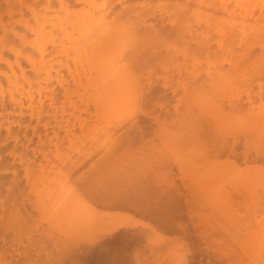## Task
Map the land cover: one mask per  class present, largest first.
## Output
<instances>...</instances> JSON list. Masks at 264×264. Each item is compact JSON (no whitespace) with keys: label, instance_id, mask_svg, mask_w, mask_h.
<instances>
[{"label":"bare ground","instance_id":"bare-ground-1","mask_svg":"<svg viewBox=\"0 0 264 264\" xmlns=\"http://www.w3.org/2000/svg\"><path fill=\"white\" fill-rule=\"evenodd\" d=\"M2 1L0 2V4L2 3L0 6L1 153L4 148L10 146V142H13L16 137L18 138L16 140H19L17 141L18 144L14 146L16 141L14 140L11 144L14 151L10 149V152H16L15 154H18L25 162V166L26 163L30 166L43 164L45 166H81L87 160L90 159L91 161L98 154L97 152L101 153L98 154L97 159L95 157V162L93 161L90 166H134V163L139 161H136V158L142 160V164L139 162L137 166H146L147 163V166H150L151 161L152 163L158 162L163 166L162 164H165L167 158V163H171L172 161H169L171 159L176 166L199 170L201 178L199 179L203 188L200 191H204L202 192L204 193L202 201L204 200L203 202L206 204H211V201L216 203V205H211L215 208L217 206L218 214L216 210L214 212L212 206L210 213H208L211 214L210 216L216 214L215 217L213 216L215 220L228 219L224 214L228 213L229 205L232 209V203L234 202L236 205V200L238 205L244 204L238 199H245L243 201L249 199V209H245L247 204L246 207L244 204L243 210L245 209L247 212L245 214L243 211V215H248L250 209L252 212L249 211V215H255L256 210L251 207L253 204L254 206L258 204V207L255 206L254 208H260V211L263 209L259 213L263 212L264 214V163H261L264 162V0H10V3L7 2L8 0ZM4 2L9 5L3 6L5 5ZM162 74L163 77L164 75H166L165 78L167 77V79L164 78V83L163 79L160 78ZM165 83H167L165 88L172 91L168 95L163 91L160 92L163 94L161 96L166 99L164 102L159 95L160 100L167 104L166 107L162 101V105L159 103L160 100L156 95L161 89L160 86L165 89L163 86ZM157 87L160 89L158 90ZM152 90L158 91L154 93ZM170 101H174L176 106L174 107L173 102ZM157 103L160 107L164 105V108L162 107L163 114L161 113L162 120H159V114L154 111ZM139 114L142 115L139 119H148L147 122L151 121L154 126L157 125L156 127L159 129V132L155 131V133H159L157 140L153 134L155 139L150 140L153 144L155 140L157 145L150 149L149 141V148L146 142V148L143 145L144 147L142 146L143 148L140 149L139 146L142 144L139 142L145 143L144 140L146 139H144L143 142L141 140L138 142V148L136 147L138 150L132 145L129 151L127 150L130 147L129 143L127 144V136L129 135L126 136L125 134L131 130L130 127L133 129L136 122H139L137 120ZM165 118L167 121L163 124L162 121H165ZM168 125L171 129L168 128ZM123 127L128 129H126L125 134L124 130H122L123 133H119ZM155 130L157 129L155 128ZM135 134L137 133L135 132ZM206 137H209L208 140L211 141L208 142L209 145L206 144L208 141H206ZM129 139L131 138L129 137ZM240 140H242V147H244L241 158L244 169H241L232 159L231 162L226 159L225 163H222L225 161L224 159L221 162V158H224L222 155L225 153L230 158L237 154H234L235 147L238 146ZM7 141L8 144L10 143L9 146ZM130 141L128 140V142ZM133 148L136 150H134L135 153L132 152ZM142 149L145 152H142ZM221 151L224 154L220 155V162H218V154L222 153ZM6 152L9 151L6 150ZM145 153L149 156H146ZM9 154L11 155V153ZM10 155L7 154L5 157L1 154L0 157L11 160ZM12 157L16 158L17 156L12 155ZM50 157H53L54 160L51 161ZM19 158L17 159L19 160ZM2 159L0 158V162ZM7 160L6 163L9 161ZM15 162L17 161L15 160ZM259 162L260 166H255ZM6 163L5 166L7 165L8 168L14 164L12 162L8 166ZM19 163L21 166L20 160ZM152 163L151 165L154 164ZM167 163L165 165L170 164ZM158 164L156 165L158 166ZM4 168L3 166V170L6 172L9 171ZM64 179L65 181L61 179L63 182L60 179L57 180V182L60 180L62 183V185L57 183L58 187L61 186L60 189L57 187V190L59 189L57 193H54L56 186L53 187L55 190L51 189V185H55L56 181L50 185V189L48 188L49 182L43 183H47L48 187L44 185V188L47 187L50 192L46 189L47 193L44 194L41 191V188L44 190L43 187L40 188L41 192L37 190L42 195L46 196L47 194V197L43 195L45 199L43 196L41 198L45 202L47 199L49 200L46 204L49 208H53L54 201L62 199L59 200L60 196L58 195L61 194L63 197L64 191L67 192L66 183L68 181L66 178ZM52 180L54 181V178ZM63 183L66 184L64 186L66 188L62 194ZM40 184L42 186V183H39L38 187L36 186L38 189ZM201 186L198 187L201 188ZM72 192L77 193L75 190ZM72 192H67L68 196L73 195ZM28 193L25 195L30 196ZM230 194L236 195L238 198L236 197L235 200L233 196L231 199ZM27 196L25 198H28ZM68 196H64L68 203H80L81 201L76 199L73 201L72 198H76L78 195H73L72 200L69 198L71 196ZM34 197L31 196L30 199L33 200ZM35 198L34 202L37 201V203L42 200L40 197ZM32 200L31 202H33ZM24 201L25 199L21 202L24 203ZM66 201L63 202L62 200L63 203L59 202L61 204L56 201L64 212L62 209L59 210L60 207L57 209L55 207L56 213L52 210L54 215H50L53 217L51 223L49 222L50 226L46 224L48 219L45 220L46 223L42 222L45 224L41 226L43 227L42 230L45 228V233L43 232L45 236L49 234L53 239L58 237L60 232H56L61 227L53 223L55 220L57 223L62 218L65 220L64 218L67 216L70 218L69 214L71 216L69 220L73 219L75 224L83 219L81 216L84 213L86 218L92 217L93 211L91 209V213L88 211L89 209H85V211L84 208L82 212L80 211L82 206L76 203L77 207L81 208L76 210L77 207L75 206L76 209L74 210L78 212H74L71 210L73 203L72 208H70V204ZM228 201L230 203L226 204ZM41 203L37 204L39 205L37 207L36 204L32 205L33 203H31L33 206L31 209L34 207L38 209L41 205L43 206ZM65 203L69 208L66 207ZM2 204L7 207V204ZM62 204L65 207H62ZM102 205H112L115 208L118 206L108 202H103ZM11 206L8 205L6 208L9 217L4 213L5 208L2 213L0 211V214L4 215H0L2 221L6 217V221H9L6 223L0 221V229L6 227V230L2 229L4 233L2 231L1 234L0 230V234L7 236L16 231V236L10 237L15 238L21 234L20 238L18 237L21 239L23 238L22 234L28 232L25 230L32 228L25 229V227L30 226L27 223L30 220L27 221L29 217L24 214V209V212L21 213L20 209L17 210L15 206L13 208ZM22 207L25 208L23 204ZM237 207L235 206L238 212L241 211L240 206ZM41 208L39 209L41 210ZM49 208L41 210L40 215L44 211L42 218L45 219V214L51 211H48ZM68 209L70 212L67 211ZM234 209L233 211H235ZM57 210L60 214L58 220L55 218L57 217L55 214L58 215ZM9 211L10 213L13 212L15 216L12 214L10 216ZM87 211L91 214L90 216L89 213H87L88 216L86 215ZM233 211L228 213L230 218L234 217V214H231L235 213ZM19 212L22 218L19 216ZM211 212L215 214L212 215ZM221 213L222 215H220ZM65 214L67 215L65 216ZM75 216L76 219H74ZM217 216L223 218H217ZM86 218L78 226L76 224V227L70 223L73 220L69 222L66 219V223L62 221L65 223V225L62 223L66 227L65 229H70L69 234L66 230L68 236L70 233L76 236L80 229L78 227L87 228L86 231H82L84 236L80 237L81 243L76 240L77 237L71 235L69 236L71 239L65 236L68 239L64 241L65 230H60L63 235L60 233L59 237L62 235L63 238L58 237V239L61 241L53 240L51 237L48 239V236L45 237L44 234H40V236L37 234L38 239L39 237L40 239L47 238L44 243L43 240H40L42 243H39L43 246L48 240L51 242L53 240L54 243L60 241L59 244L69 245L70 243L73 248L75 242L72 238H75L77 242L74 245L78 247L80 244H95L121 229L140 227L151 230L147 224L135 221L128 216L121 218L119 216L116 219L111 218V215V219H107L105 216L103 222L100 220L101 218L93 216L97 222L100 221L94 226L96 221L94 222L91 218L94 223L88 222L89 228L87 225L83 227L85 221L87 222ZM19 219L26 220L27 224L23 221L19 224ZM30 219L32 221L34 218ZM51 219L49 218V221ZM12 220H15L19 227L13 226L14 221ZM41 221L42 219L40 223ZM68 222L69 228L66 226ZM58 223L60 225V222ZM91 226L94 227L91 228ZM14 227L17 229L23 227L25 233H22V229H20V233L19 229L15 230ZM50 227H55L56 232L53 228L49 232ZM74 227L78 230L73 231ZM32 232L29 231L28 234ZM51 232H55L56 236ZM81 234L79 233L78 237ZM30 236L29 238L37 239L34 235ZM4 237H2L3 239L0 237L2 239L0 246ZM29 238L25 242L30 243ZM11 239L9 240L11 241ZM38 239L36 241H39ZM62 239L67 243H62ZM12 242H9V244L11 243L8 246L10 249L17 243L16 241V243ZM28 243H26L27 245L24 244L23 247L21 246L23 257L28 258L25 260V264L29 257L35 254L37 247L32 246V244L38 245V242L35 244L31 241V247H29L30 244ZM54 243H49L48 246L50 247ZM70 246L68 247L69 251L72 249H69ZM255 246L264 248V235L262 238H255L248 247L253 251ZM27 247L28 249L34 247L35 250L33 248L32 250L29 249L30 251L26 250ZM248 247L246 248L248 249ZM3 249L2 247L1 250ZM46 249L49 251L47 245ZM75 249L77 248L75 247ZM7 250L9 252V249ZM243 250L246 251V249ZM249 250L246 252H251ZM3 251L0 257L3 255L8 259L10 254L6 256L7 251L5 250V253ZM19 251V254H22L20 248ZM28 252L29 254H27ZM46 253L44 254L47 256L52 254L51 257L54 258L58 254L56 259L62 257L61 260L65 259L66 256L64 254L62 256V252H57L56 255L50 252ZM33 256L36 258L35 261H39L40 256L36 257L38 253ZM47 256H43L44 259L41 257L43 261L40 258V264H45L44 262L50 264L51 261V263L56 261L58 263L60 261L54 258V260L51 258L50 261ZM3 257V260L0 258V261H4L5 258ZM67 257L69 258V254ZM13 258H15L14 255L12 261ZM15 259L14 264L20 262V259L17 261ZM22 259L21 262L24 261ZM6 262L9 264L11 261ZM32 262L30 260V264H33ZM60 263L62 262L60 261Z\"/></svg>","mask_w":264,"mask_h":264},{"label":"rangeland","instance_id":"rangeland-1","mask_svg":"<svg viewBox=\"0 0 264 264\" xmlns=\"http://www.w3.org/2000/svg\"><path fill=\"white\" fill-rule=\"evenodd\" d=\"M9 1L10 0H8L7 2H9ZM5 3L6 2H4V4ZM1 4H0V6H1ZM6 5L8 6L9 4L7 3L3 6H6ZM163 74H162V76L160 75V78L163 79L162 81L164 83V81H165L164 78L166 75H164V77H163ZM165 79H167V77ZM165 84H163L164 88L167 86V83H165ZM160 87H161V89L163 88L162 86H160ZM154 88L156 89V87H154ZM154 88H153V90H154ZM157 89L159 90L160 88L157 87ZM161 89L156 94L158 96L159 100H160L159 95L163 96V94H161L160 92L163 91V93H165L167 95L169 92H172V91H169L168 88H165L162 90ZM167 89H168V91H167ZM158 90H156V91H158ZM156 91H153V92L155 93ZM170 94H172V93H170ZM162 96H161L162 100L163 101L166 100ZM169 97H170V95H169ZM171 99H172V97H171ZM162 100L159 101L160 104H161ZM163 101H162V104H165L164 103L165 101L164 102ZM174 101H170V102H173L172 105H174ZM166 105L167 104H165V107H166ZM172 105H170V106H172ZM163 106L160 107L157 103V107L154 110L155 112H157L159 114V118H160L159 120H162L161 118H162V114H163V112H162ZM175 106H176V104L174 105V107ZM140 117H142V115L140 116V114H139V117L137 118V120L139 122H136V125L134 127L135 130H133L134 128L132 129L130 127L129 129H131V130H129L128 131L129 133H128V132H126L127 128L125 127V129H124V127H123V129H121L120 132L118 131L119 133H121V132L123 133L122 130H124V134L126 132L127 134H125V135L126 136L129 135V136H127L128 137L127 144L129 143L128 145L130 146V147L128 146L129 148L127 150H129V151L131 150L130 148L132 147V145L134 146V148H136V147L138 148L139 143L142 144L139 146L140 149L144 147L143 145H145V148H146V142H147V144H148L147 146L149 148L150 146H149L148 142L150 140L155 139V137H156L155 140H157V137L159 134V133L158 134L155 133V131L159 132V129L156 127L157 125L154 126L152 124L153 122L151 123V121L147 122L148 119H145L146 120L145 121L144 118H142V120H141V119H139ZM166 121H167V119L165 118V121L164 120L162 121L163 124ZM142 123H144V124H142ZM145 123L148 125H146ZM169 126L170 125H168V128H169ZM136 127H137V129H136ZM155 128L158 131L155 130ZM169 129H171V127ZM132 130L134 133L132 132ZM139 131L140 132L143 131V133H140ZM135 132L137 134H135ZM133 135H135L136 137L134 136L135 137L134 138ZM72 137H73V135H72ZM129 137L131 139H129ZM74 138H75V136H74ZM138 138H139V140H138ZM208 138L206 137V141L208 140ZM16 139H18V138L15 137L14 140H16ZM132 139H133V141L134 140L135 141L133 142ZM144 139H146V140H144ZM8 140L11 141V139H8ZM12 140H13V138H12ZM14 140H13V142H14ZM128 140L129 141L131 140V141L128 142ZM140 140L142 142L144 140L145 143L139 142ZM155 140H154V144L152 143V141H150V145H151L150 149H152V146L157 145V143L155 144ZM17 141H19V140L15 141L14 146H16V144H18ZM209 141H210V139L206 142V144H208ZM241 141L242 140H240L238 146L235 147L238 150L236 151V149H235L234 154H236V153L237 154L234 155L233 158L227 157L226 153H225V155H222V154H224V152L221 151L222 153L219 152L220 154H218L219 155L218 156V159H219L218 162H220V157H221L220 155H222L224 158H221V162L224 161L225 159L227 161L229 160L230 162L232 160H234L233 161L234 163L238 164L241 169H244V166L242 165L243 159H241L243 156L244 147H242L243 142H241ZM13 142H10V143L12 144ZM136 142H137V144H135ZM6 143L8 144V141ZM9 144H8V146H9ZM11 144L9 146L10 148L5 146L7 148H4L2 153L0 152L5 157L7 154L10 155L9 153H11L10 156L12 158L11 160H10V158L9 159L7 158L9 160L8 161L6 158L2 159V157H0L2 159V162H4V163L0 162L1 163L0 168L2 169V170L0 169V207L1 206L3 207V208L1 207L2 209L0 208V211L2 213L3 209L5 208L4 213H6V216L9 217L7 215V212H6V211H8V210H6V208H8V205H10V206L14 205L17 210L20 209L19 211L21 213H23L24 210H25V212L26 211L30 212L31 214L30 213L28 214V212H26V213L24 212V214L28 215V217H29V218L27 217L28 219L26 218L27 221L30 220V222H27L28 225H30V226H27V228L25 227V229H28L30 227H32V228H31V230H25V229H22L23 227L22 228L20 227V229H22L21 230L22 233H25L26 231L32 232V230H33L32 233H33L34 237H37L38 236L37 234H39V236H40V234H44L45 228H44V230H42L43 229V227H41L42 224L46 223L45 222L46 219H48V221H47L48 223L49 222L51 223V221L53 220V217H51L50 215L53 214L54 210L56 211V209L58 207H60L59 204L66 201L64 196H68L67 192H72L73 190L77 191L76 194H74L75 192H72L73 195H75V196L78 195L79 198L77 196L75 198L72 194L69 195L71 197H69V196L68 197L71 199L73 196L74 197V198H72V199H74L73 201H75V199L78 201L79 200H81V201H80V203L79 202H72L73 208L71 206L72 203L71 202L68 203L66 201L68 204H70V206H71L70 208H72L71 210L76 209L74 207L75 206L77 207L76 203H78V205L79 206L81 205L82 208L77 207L76 210H78V208H81L82 210H80V211L83 212V208H84V210L89 209L88 211H90V209H91V211H93L95 213V215H94V213L92 212V217H90V219H88V217L86 218L85 213L82 215L83 217L81 216V218H83V219H80L81 220V221L79 220L80 222H82V220H84L85 218L87 219V222L85 221V224L83 225V227L85 225H87L88 222L89 223L91 222L90 224H92L96 221L94 223V226H95L96 223H99L100 220H102V222L105 221V219H104L105 216L108 219V218H110V215H111V218H114V219L119 218V216H120V218L122 216L132 217L135 221H139L140 223L147 224L151 228V230L145 229V228L142 229L140 227L135 228V229H121V230H118L112 236H106L101 241H99L95 244H92V245L80 244V246L77 247L74 244L77 241L82 240L81 238L84 236V232H82V231L83 230L86 231L87 228L78 227V228H80L79 230L81 232L78 230V228L75 229L77 223L76 224L73 223V222H75L73 219H72L73 221L69 220V219H71V216L69 214L70 218H67L68 217L67 216L64 219L69 220V222L72 221L70 223H73V225L75 226L73 231L78 230V232L80 234L82 233L79 237H78L79 233H77L76 236L74 235L75 237H77L76 238L77 241L75 240V238H72V239H74V242H75V243L73 242L74 243L73 246H75L77 248V249H75V247L72 248L70 246V243H69V245L59 244L61 239H58V237H59L61 231L65 230V233H64L65 235H63V233H61L65 237V236H68L67 234H69L70 229L69 230L65 229L66 227L64 225H65L66 221L62 220L63 218L60 221L57 219L60 215L58 210H57L58 215L55 214V216H57L55 218L58 220V222H60V225L58 222L57 223L55 222L56 220L54 221L53 224H56V226L57 225L60 226L61 231L59 230L58 232H56L55 227H52L53 229H55L56 233L60 232L59 235H57L58 237H56V238L54 237L55 239H53V237H51L49 234L46 236H48V239H50V237H51L53 240L58 239L60 241L55 242L56 243L55 244L53 242V240L51 239L52 242L54 243V245H52V246L50 245V247L48 246L49 243L53 244L50 240H48L50 242L46 241L45 245L43 244V246H41L42 244H40L39 242L42 243V241H40V240H43V243H44L45 239L47 240V238L40 239V237H39V239H38V237H37V239L39 241H36L37 240L36 238L34 239L33 237H31V236H33L32 233L28 234V232H27V234L25 233L26 235L22 234L23 238L19 239L21 236V234H20L21 232H20L19 228H18L19 230L17 229V227L16 228L14 227V228H15V230L17 229L20 232V233L17 232V234L18 233L20 234L19 236L17 235L19 238L18 237L13 238L14 235L16 236V231H13V230H12L13 232L11 231L12 233L8 232L10 230L5 231V232L9 233L8 234L9 236L8 235L5 236V234H3V236H2L1 235L2 231L6 230V227H5V229L2 228L3 230L0 229L1 230L0 237L1 238L4 236L7 237V238L4 237V240L1 241L2 244L0 246V248L2 249V247H3L7 251V253H5L4 249H3L4 251L0 249L1 250L0 255H1L2 251L6 254V256L9 254L10 255L12 254L11 256L9 255L10 257L8 256V259H6L7 257L6 258L3 257V255H2L0 258L2 259V257H3L5 259H4V261H0L1 262L0 264H4V263L6 264L7 263L6 261H9V262L11 261L12 263L11 262L10 263L8 262V263L14 264V259L18 258L19 256H20V258L15 259V261L20 259V262H21V259L24 256L23 255V249H21V246L23 247L24 244L28 243V241L27 242H25V241L28 240L27 238H29L30 235H31L30 236L31 238H29L30 243H28L30 245H28V246L31 247V241L33 243H35V241H36V243L38 242V245L40 244L39 245L40 249L37 250V248H39L38 245L32 244V246L37 247L36 248L37 251H39V250L41 251V252L40 251L37 252L34 249V247H32L35 250V254H32V256L33 255L36 256L38 253V256H36V257L40 256V258H41L43 256L44 257L47 256L44 254L46 252L47 253L50 252V253H53L55 255L57 252L58 253L62 252L61 255L63 256V254H64L66 256H65V259H62V260L60 259L62 257L57 258L58 261L60 260L62 262L60 264H264V248L260 247V246H257V247L255 246L254 248L252 247L253 248V251H252L250 249V247H248L249 243L252 242L255 238L259 239V238H262L264 235V214H263V212L259 213L263 209L261 208L262 210L260 211V208L259 209L254 208L255 206L258 205L256 203L257 205L254 206V204H253V206H251L252 209L256 210V212L258 211L257 213L255 212L254 216H252L253 214L249 215L250 214L249 211L252 212L251 209L248 211V215H243L244 214L243 211H245V209H247V210L249 209L248 208V204H249L248 200L249 199L248 200L246 199L248 202L243 201L245 199H243V200L238 199L239 201H242L245 204V206H244V204L242 203V206H241V205H238L239 203L236 200L238 197L236 195L235 196L233 195L235 197V200H236L235 201L236 205H234V202H233L232 203V209H231L230 205H229L228 209L230 208L231 211H233L235 206L236 207L240 206L241 211L238 212L237 208H239V207L235 208L234 209L235 211H233L235 213H231V214H234V217L231 215V217H233V218H230L228 213L230 214L231 211H230V209L229 210L227 209L228 213L227 214L223 213V214L226 215L228 217V219L223 218L222 216H217V218L222 217L225 220H223V219H221V220L216 219L215 220L213 218V216L214 217L216 216V214L214 212L217 211L216 210L217 206L215 208V206H213V205H216V203H214V202L212 203V201H211V204H213V205H211V204H206V202H203L204 200L202 201V196H204L203 195L204 193H202V192H204V191L203 190H202V192L200 191L203 188L201 186V180H200L201 178L199 176V170H196V168L195 169L193 168V170H192V169H187L185 166L184 167L183 166H176L175 163L173 162V160H171V159L170 160L168 159V160L172 161L173 163L172 162L167 163L166 162L167 158L165 160V164L170 163L169 164L170 166L165 165V164H162L163 166H161L160 163H159L160 164V166H159L158 162L157 163L153 162L154 163L153 164L152 161L150 162V166H147L148 163L146 164V166H142V165L137 166L138 163L142 161L138 158H136V161L139 160L138 163H134L136 166L135 165L134 166H90L93 163V161L95 162V160L99 156L98 154H100L101 152L100 153L97 152L98 154L95 155L91 159V161L89 159L86 162H84L83 165H81V166H47V165L45 166V164H43L44 162H41L44 166L41 164H40L41 166H30V164H27V163L25 166V164H24L25 162H23V159L18 154H15L16 152H10L11 150L14 151V148H12L13 146H11ZM65 145H66V142H65ZM210 146H211V144H210ZM134 148L132 149V152L135 150ZM208 148H209V146H208ZM209 149H211V148H209ZM6 150L9 152H6ZM53 150H54V148H53ZM145 150L148 151V149H145ZM135 151H134V153H135ZM3 152H4V154H3ZM142 152H145V151L143 150ZM12 153H14V154H12ZM137 153H138V151H137ZM239 153L242 154L241 157H240ZM145 154H147V153H145ZM145 154H144V156H145ZM12 155L17 156V157L16 158L12 157ZM146 156H149V155L147 154ZM225 156H226V158H225ZM95 157H96V159H95ZM17 158H19L20 162L22 163L21 166H20L19 160ZM13 159H14V161H13ZM146 159L145 160L143 159V160L146 161ZM6 160L9 163L8 162L6 163L5 162ZM15 160L17 162H15ZM50 160L53 161L54 158L50 157ZM147 160H149V159H147ZM226 160L222 163H225ZM11 161L14 162V164H12ZM263 161H264V159H263ZM10 162L12 165L10 164ZM147 162H149V161H147ZM5 163L8 164V166L10 164L12 167H10V168L6 167L7 165L5 166ZM151 163L153 165H151ZM261 163L263 164L264 162H261ZM2 164H4L3 166L5 168H7L6 169L7 171L9 170L8 172L3 170V166H1ZM140 164H142V162ZM156 164H158V166ZM240 164L242 165V167ZM259 164H260V162L257 163V165H255V166H260ZM27 165H29V166H27ZM263 166H264V164H263ZM196 173L198 174V177H197ZM51 175H52V177H51ZM43 177H45V178H43ZM48 178L50 179V181ZM52 178H54V181L52 180ZM64 178H66L68 182L66 181L67 185L64 184L65 182L63 183L64 185L62 188L63 190H61L62 191L61 193L63 194V191L66 188V187L64 188L65 185L68 186L66 188L68 190H67V192H66V190L64 191L65 195L63 194V197H61L62 195L59 193L60 194V195H58V196H60L59 200L61 198L62 199L60 201H58V199H57L56 201L58 203L59 202H61V203L58 204L56 201H54L55 206L53 204V206H52L53 208L50 207L51 208L50 209L49 206L46 205L48 199L46 200V202L44 200L45 197H47V194H46V196L44 195L45 192L46 191L50 192V190H48L47 187L49 186L48 188L50 189V185L54 184L56 181L55 185H51V187H52L51 189L57 190V187H58L57 183L59 182V185H60V183H61L60 180L63 179L65 181ZM47 179H48V181H47ZM58 179H60V180L57 182ZM46 181H47V183L49 182L48 186L46 185L47 183L43 184ZM37 182L42 183V186L40 184L39 189L37 188L39 186V183L37 184ZM44 185L47 187L44 188ZM61 185H62V183H61ZM54 186H56V188ZM198 186H201V188ZM41 187H43L44 190ZM60 187L61 186H59L58 188L60 189ZM40 188H41V191H43V193H44L43 195L45 197L41 193H39ZM70 189H71V191H70ZM37 190H39V191H37ZM52 190H51V192H52ZM56 190L54 193L59 192L58 190L57 191ZM35 191H36V193H35ZM26 193H28V195H30V196L25 195ZM32 194H34V195H32ZM25 196H27L28 198H25ZM31 196L32 197L33 196L40 197V200L42 199L44 201L41 200L42 203L41 202L37 203V201L34 202V199L36 200V198L34 197L32 200V199H30ZM41 196H43L44 199L41 198ZM230 196H231V199H233L232 198L233 196L231 194H230ZM23 198L25 199L24 203L21 202L24 200ZM99 198L102 200L99 201L100 200ZM7 199L10 201H8ZM31 200L33 202H31ZM37 200H39V198H37ZM62 200H63V202H62ZM71 200H68V201H71ZM207 200H205V201H207ZM48 202H49V200H48ZM101 202L102 203L103 202L104 203L105 202L114 203L118 206L116 208H115V206H112V205L103 206L104 204L102 205ZM207 202H210V201H207ZM2 203H4L5 205L7 204V207H4ZM31 203H33L32 205H34L36 203L37 204L41 203V204H43V206L41 205L42 208L38 207V209H37L34 207L33 209H31L33 207L31 205ZM67 203H65V205L67 208H69L67 206ZM81 203L84 205H82ZM228 203H230V202L228 201L226 204H228ZM22 204L25 208L22 207ZM37 204H36V207L39 206ZM122 204H124V205H122ZM246 204H247V207H246ZM250 204H251V202H250ZM44 205L49 208L48 211L53 210L52 212L50 211L51 214H49L50 212L45 214L46 217L48 215V217L47 218L45 217V219H44V217L42 218L44 211H43V214L40 215L42 212L41 211L42 209L43 210L45 208L48 209ZM85 205L87 207L90 206L91 208L90 207H88V208L84 207ZM14 206H11V207L13 208ZM211 206L214 207V209H213L214 212H211L212 215H213V213L215 214L213 216H210L211 214L210 215L208 214V213H210V210L212 208ZM243 206L246 207L244 210H243V208H244ZM11 207H9V208L12 209ZM43 207H45V208H43ZM55 207H56V209H54ZM62 207H65V206L63 205ZM249 207H250V205H249ZM39 208H41V210ZM60 209H62V208L60 207L59 210ZM208 210H209V212H208ZM254 210H253V212H254ZM11 211H13V209ZM55 211H54V213H56ZM62 211H63V209H62ZM67 211L70 212V209H68ZM88 211L86 212V215H87V213H89ZM91 211H90V213H91ZM20 212H19V216L21 217ZM74 212H78V211L74 210ZM236 212L240 213V214H237ZM246 212L247 211H245V214H246ZM8 213H10V211ZM90 213L88 214L89 216L91 215ZM216 213L218 214V211ZM11 214L13 215V212L10 213V216H11ZM0 215H2V214H0ZM33 215H35V216L33 217ZM66 215L67 214H65V216ZM220 215H222V213ZM235 215H238V216H235ZM2 216H4V215H2ZM13 216H15V214ZM40 216H41V218H40ZM65 216L63 215V217H65ZM72 216H73V214H72ZM93 216L99 217V219L100 218L101 219L98 220V222H97V219L96 218L93 219ZM116 216H118V217H116ZM7 217H6V219H7ZM20 217H17V218H20ZM10 218H9V220H10ZM30 218H34V219L31 221ZM49 218H52V219L49 221ZM72 218H74V217H72ZM91 218L94 220V222L91 221L92 220ZM6 219L4 221H2V218H1L0 219V221H2L1 223L9 222V221H6ZM41 219H42V221L40 223ZM74 219H76V216ZM12 221H14L13 226H18L21 223V221H23V219L20 220L19 224L15 223V220H12ZM25 221H23V222H25ZM62 221L65 223H63ZM69 222L66 225L68 228H69V226H68ZM80 222H78V224ZM34 223H37V224H34ZM48 223H46V224L50 226V223L49 224ZM78 224H77V226H78ZM44 225L45 224H43V226ZM63 226H64V229H62ZM94 226H91V228ZM10 228H11V226H10ZM52 228L51 227L49 228V232L51 231ZM88 228H89V226H88ZM40 229H41V232H39ZM24 230H25V232H24ZM55 232H53L54 236H56ZM66 232H67V234H66ZM3 233H4V231H3ZM10 234H12V235H10ZM70 235H71V233H70ZM10 236H13V237H10ZM44 236H45V234H44ZM71 236H73V235H71ZM32 238L34 241L31 240ZM61 238H63V237H61ZM69 238L71 239V237H69ZM2 239H0V240H2ZM9 239H11V241H13V242H15V241L17 242V243L15 242L17 245L14 243L15 244L14 247L11 245L12 248H14L13 250H12V248L11 249L8 248V246H10V244H11V243L9 244V242H11ZM66 239H68V238L65 237L64 241ZM64 241L62 239V243ZM67 241L72 242L73 240H67ZM64 243H67V242H64ZM26 245L24 246V249H25ZM46 245H47V248L49 251H47ZM69 246H70L69 249L72 248L70 251L68 250ZM245 246L248 247V249ZM43 247H44V249H43ZM17 248H18V250H17ZM19 248H20V250H22L21 251L22 254H19V252H20ZM32 248L31 249L29 248V249L32 250ZM41 248H42V250H41ZM64 248H67V249H64ZM7 249H9L10 253L8 252ZM29 249L27 247L26 250H29ZM45 249H46V251H45ZM243 249H246V251H248L250 249L251 252H246V251L244 252ZM27 254H29V252ZM68 254H69V258L67 257ZM13 255L15 258H13V261H12ZM21 255H22V257H21ZM50 255L52 256V254H50ZM61 255H59V256H61ZM32 256L31 257L28 256L29 257V260H27V263L29 261L28 264H30V260H31V262L33 261L32 262L33 264H37V262H39L42 259V258L41 259L39 258V261L38 260L35 261L36 258H34V256L32 258ZM51 256H49V255L47 256L48 258H50V261H51V258H52V260H54V259L57 260L56 257H58V254H57V256H55V258L51 257ZM44 257H43V259H44ZM23 259H24V261H22L21 263L18 261L15 264H25L24 262L28 258L23 257ZM43 259H42V261H43ZM45 260H46V258H45ZM48 262H49V260H48ZM51 262H50V264H55L57 261L55 263H51ZM59 262L56 264H59ZM44 263L47 264L46 262H44ZM39 264H40V262H39Z\"/></svg>","mask_w":264,"mask_h":264}]
</instances>
